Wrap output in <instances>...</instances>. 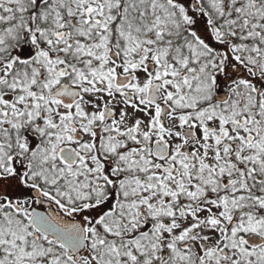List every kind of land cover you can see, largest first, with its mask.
Segmentation results:
<instances>
[{
	"label": "snow or ice",
	"instance_id": "snow-or-ice-1",
	"mask_svg": "<svg viewBox=\"0 0 264 264\" xmlns=\"http://www.w3.org/2000/svg\"><path fill=\"white\" fill-rule=\"evenodd\" d=\"M0 264H264V0H0Z\"/></svg>",
	"mask_w": 264,
	"mask_h": 264
}]
</instances>
